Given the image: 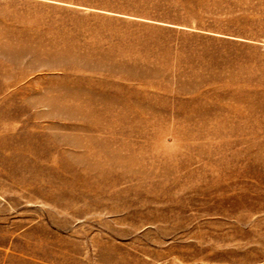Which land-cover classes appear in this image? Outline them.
Segmentation results:
<instances>
[{
  "label": "rangeland",
  "instance_id": "374dc122",
  "mask_svg": "<svg viewBox=\"0 0 264 264\" xmlns=\"http://www.w3.org/2000/svg\"><path fill=\"white\" fill-rule=\"evenodd\" d=\"M0 264H264V0H0Z\"/></svg>",
  "mask_w": 264,
  "mask_h": 264
}]
</instances>
